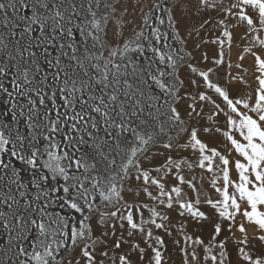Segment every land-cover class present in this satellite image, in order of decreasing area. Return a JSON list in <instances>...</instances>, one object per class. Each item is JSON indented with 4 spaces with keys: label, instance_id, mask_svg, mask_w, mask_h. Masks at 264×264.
I'll use <instances>...</instances> for the list:
<instances>
[{
    "label": "snow or ice",
    "instance_id": "1",
    "mask_svg": "<svg viewBox=\"0 0 264 264\" xmlns=\"http://www.w3.org/2000/svg\"><path fill=\"white\" fill-rule=\"evenodd\" d=\"M0 264H264V0H0Z\"/></svg>",
    "mask_w": 264,
    "mask_h": 264
},
{
    "label": "crops",
    "instance_id": "2",
    "mask_svg": "<svg viewBox=\"0 0 264 264\" xmlns=\"http://www.w3.org/2000/svg\"><path fill=\"white\" fill-rule=\"evenodd\" d=\"M233 59H235V53L233 54ZM245 63H249L248 61H245Z\"/></svg>",
    "mask_w": 264,
    "mask_h": 264
}]
</instances>
